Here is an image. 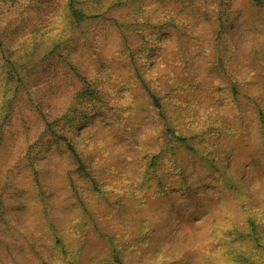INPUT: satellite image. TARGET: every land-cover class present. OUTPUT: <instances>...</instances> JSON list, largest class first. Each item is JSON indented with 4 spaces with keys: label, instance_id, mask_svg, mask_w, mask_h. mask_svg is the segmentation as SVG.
<instances>
[{
    "label": "rangeland",
    "instance_id": "374dc122",
    "mask_svg": "<svg viewBox=\"0 0 264 264\" xmlns=\"http://www.w3.org/2000/svg\"><path fill=\"white\" fill-rule=\"evenodd\" d=\"M158 2L79 0L95 16L78 22L70 0H0V264H76L78 252L83 264H115L116 246L124 264H248L252 244L264 256V0L223 3L218 40V0ZM145 11L159 27L180 24L160 29L159 50L140 59L132 24ZM84 79L110 112L78 130L67 117ZM142 79L164 100L178 92L196 151L181 147L180 174L161 166L164 192L143 183L140 146L155 153L164 141Z\"/></svg>",
    "mask_w": 264,
    "mask_h": 264
},
{
    "label": "trees",
    "instance_id": "16d2710c",
    "mask_svg": "<svg viewBox=\"0 0 264 264\" xmlns=\"http://www.w3.org/2000/svg\"><path fill=\"white\" fill-rule=\"evenodd\" d=\"M159 6L163 5V1L166 0H157ZM189 1L190 5L195 6L199 0H184V2ZM227 2V0H218V6L217 9H220L218 20L220 23L219 32L217 34L216 40L220 39L224 30H225V20L224 15L221 14V10L223 9V3ZM258 5H260L258 3ZM82 7V6H81ZM79 6V0H70L69 3V11L72 16V18L78 22L81 21H88L94 18V12L87 8H81ZM144 9V8H143ZM147 9V8H145ZM207 10H203L199 8L196 12V16H202L204 17L205 21L210 22L211 19V11L207 13ZM138 11V10H137ZM135 11V12H137ZM194 11V10H193ZM155 12H149L145 11L144 15L142 14L136 16V21L132 26H135L137 31L142 34V42L140 45V49L138 52V55H140V59L143 57H147L148 50L153 51L154 53L159 50L160 48V41H161V33L160 29H164L166 26H171V29L178 31L179 30V22L170 20L167 22L161 24L159 23L158 16L154 18ZM188 15V14H187ZM193 15L191 13L189 15L190 17ZM188 20V21H189ZM187 21V22H188ZM148 28L159 30L158 35L154 34V32L148 33ZM221 31V32H220ZM0 47L3 51H6L4 48V45L2 42H0ZM128 51V52H127ZM151 51V52H152ZM122 52L124 54H128V58H130L134 62V66L136 67V73H140L137 68V55L135 50L132 47L131 49L126 46V49H122ZM150 52V53H151ZM150 55V54H149ZM4 61L9 66V70L16 72L18 71L16 64L11 61L6 54H4ZM147 59V58H145ZM12 68V69H11ZM84 85L86 87L83 88V90L76 96L74 99V102L70 108V114L73 113L74 115L68 116L67 119H69V123L72 124V126L75 129L80 130L81 127L85 124L84 121L92 122L95 117H98V115H107L109 111V101L106 100V96L103 94L104 91H102L99 86L96 84H89L90 81L87 79H84ZM142 83L144 84V87L146 89L147 94L149 95V100L152 101L153 105L155 107V120H158V131L160 132L159 140H163L164 144L161 146L159 151L152 152V151H146L142 146H140L141 151L143 152V157L146 158L148 161V164H146V168L148 167V172L146 171V174L143 176V183H149L150 189L153 188V190L158 193L161 191H165L166 187L171 185V181L164 180L162 178L160 173V168L163 166V164L166 165V170L168 172H172L175 175L180 174L178 168L179 165V158L181 153V147H184L189 153L194 154L195 148L193 144L190 141L189 137L185 136L184 129L181 126L180 119L188 114V110L185 108V110L178 106V104L181 103L180 96L177 95L178 92L170 91L167 92L168 97L164 98L160 97L157 91L154 90V86L149 85L145 82L144 79H142ZM167 100V101H166ZM166 101V102H165ZM97 115V116H96ZM182 115V116H181ZM259 120L261 122H264V113L262 112L259 116ZM2 122L0 118V136L2 133ZM196 136V134H195ZM64 141L66 142L70 153L72 156H74L77 164H78V172L81 176L88 177L90 176V172L87 171L86 163L84 162L83 158L81 157L80 153L77 151V149L74 147V145L67 140L65 135L63 136ZM141 143H139L140 145ZM182 174V173H181ZM223 179V178H222ZM82 208L84 211L91 216L95 217L94 212L92 211L93 208L89 207L87 201L81 202ZM248 227H250V233L249 236L254 239V241H258V235H257V223L253 221H248ZM110 239V242H114V238L112 236H108ZM83 241V239H82ZM251 246V251H248L244 254L243 258L245 261H247L248 264H264V256L261 255L259 250H255L253 248V244ZM77 256V262L76 264L80 263L83 264L85 257H87L86 252L83 253L82 256H79V252L74 257ZM79 257V259H78ZM92 259V258H91ZM111 260L115 264H124L123 261L120 259V255L117 252V246L114 248Z\"/></svg>",
    "mask_w": 264,
    "mask_h": 264
}]
</instances>
